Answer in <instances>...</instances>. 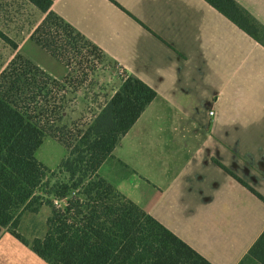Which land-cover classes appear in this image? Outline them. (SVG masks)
<instances>
[{
  "label": "crops",
  "instance_id": "obj_1",
  "mask_svg": "<svg viewBox=\"0 0 264 264\" xmlns=\"http://www.w3.org/2000/svg\"><path fill=\"white\" fill-rule=\"evenodd\" d=\"M235 1L264 26V0ZM50 9L156 92L99 174L212 264H261L264 201L228 171L264 197V46L205 0ZM0 264L49 263L5 227Z\"/></svg>",
  "mask_w": 264,
  "mask_h": 264
},
{
  "label": "trees",
  "instance_id": "obj_2",
  "mask_svg": "<svg viewBox=\"0 0 264 264\" xmlns=\"http://www.w3.org/2000/svg\"><path fill=\"white\" fill-rule=\"evenodd\" d=\"M28 1L44 14L29 40L66 71L56 79L18 54L0 73V231L7 227L49 264H212L98 172L155 98V90L126 73L111 96L95 100L96 110L83 127L63 123L73 100L66 96L77 94L88 77L86 61L71 60L79 57L80 42L93 52L99 49L51 11L53 0ZM205 1L264 46V26L238 2ZM93 76L91 83L102 85ZM60 90L64 95L59 96ZM45 136L66 149L56 169L35 157ZM43 205L50 208L46 232L28 241L17 231L20 217ZM248 253L264 264V230Z\"/></svg>",
  "mask_w": 264,
  "mask_h": 264
},
{
  "label": "rangeland",
  "instance_id": "obj_3",
  "mask_svg": "<svg viewBox=\"0 0 264 264\" xmlns=\"http://www.w3.org/2000/svg\"><path fill=\"white\" fill-rule=\"evenodd\" d=\"M43 16L44 14L28 0H0V73L16 55L21 54L25 59L55 76L61 77L64 74L66 69L62 63L56 61L32 40H28ZM25 40L27 41L19 49ZM12 43L18 45L16 50L13 49ZM80 45L79 57L75 55L77 58L71 61H86L84 66L88 67L86 70L88 77L77 94L66 96V99L70 97L73 100L68 104L63 123L75 121L78 127H83L96 110V102H101L102 96L106 93L110 95L121 79L120 67L116 63L106 60L99 51L93 52L81 42ZM92 69L96 71L92 76L102 85L95 86V82L91 83ZM96 93L98 96L94 99ZM60 95H64V90H60ZM65 155L64 145L51 136H45L35 151L36 159L50 169H56ZM49 214L50 208L45 205L34 213L23 212L17 227L18 232L28 240L43 236Z\"/></svg>",
  "mask_w": 264,
  "mask_h": 264
},
{
  "label": "built area",
  "instance_id": "obj_4",
  "mask_svg": "<svg viewBox=\"0 0 264 264\" xmlns=\"http://www.w3.org/2000/svg\"><path fill=\"white\" fill-rule=\"evenodd\" d=\"M118 65V64H117ZM119 66V65H118ZM120 67V66H119ZM126 71L125 70H123L121 67H120V75H119V78L120 79H123V78H125L126 77ZM213 112H210V114H212Z\"/></svg>",
  "mask_w": 264,
  "mask_h": 264
}]
</instances>
